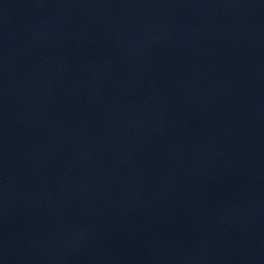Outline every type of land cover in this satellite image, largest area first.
<instances>
[{
	"label": "water",
	"instance_id": "water-1",
	"mask_svg": "<svg viewBox=\"0 0 264 264\" xmlns=\"http://www.w3.org/2000/svg\"><path fill=\"white\" fill-rule=\"evenodd\" d=\"M0 264H264V0H0Z\"/></svg>",
	"mask_w": 264,
	"mask_h": 264
}]
</instances>
